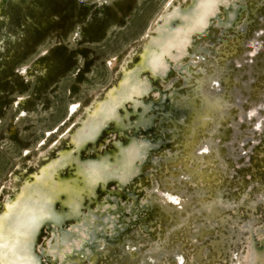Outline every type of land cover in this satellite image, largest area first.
Here are the masks:
<instances>
[{
    "label": "bare ground",
    "instance_id": "obj_1",
    "mask_svg": "<svg viewBox=\"0 0 264 264\" xmlns=\"http://www.w3.org/2000/svg\"><path fill=\"white\" fill-rule=\"evenodd\" d=\"M7 1L0 0V10ZM252 3V6H248L244 0L164 2L140 35L138 45L127 48L115 64L109 84L95 92L83 106L71 104L67 113L72 119L65 129L56 139L39 148L35 157L23 167L16 165L10 172V181L0 185V264H162L171 259L174 260L173 264H184L187 259L182 244L170 249L158 245L154 247L155 254L145 247L152 235H155L154 240H170L158 233L156 227L164 228L169 224L170 232L177 235L182 227L177 217H186L181 214H185L190 201L196 198L201 201L203 210L197 208V211H193H201L206 223L200 227L194 224L193 229L197 230L187 238L192 243L190 247L195 248L191 259L201 264L200 259L206 256L207 249L196 246L197 241L208 234L209 224L222 211L213 205L220 193L215 192V201L207 203L200 195L205 187L200 190L195 188V196H191L190 192L185 195L175 185L186 186L188 181L182 179L183 175L176 178L184 174L192 177V183L211 185L217 180L210 171V164L214 162L212 158L222 160L226 155H231V148L221 146L224 148L221 151V147L213 143L216 139L221 140L224 131L221 126L228 124L230 116H237L239 109L231 107L235 104L236 96L241 101L248 94H241L239 89V86L244 88L245 83L233 84V80L239 79L242 69L239 72L236 67L231 70L228 61L233 58L234 65L240 64L243 50L242 47L238 49V44L242 46L248 43L252 53L261 45L263 26L246 36L248 21L252 18L250 13L255 11L256 15L259 9L264 8V0ZM244 20L246 22L242 25ZM211 25H215L219 33L226 29L229 32L237 31L238 40L232 43L235 44L233 48L225 52L221 62L209 60L212 69L209 71L211 74L207 75L203 64L195 68H192V64H196L194 61L205 62L202 53L205 45L194 44L197 39H203L202 34ZM192 54L198 55L194 61L190 60ZM261 64L262 60L255 63L256 72L261 69ZM250 69L252 64L243 68L246 73ZM193 70L197 71L193 78L201 81L200 77H207L211 82L205 80L195 86L194 91L200 95L196 98L187 95L188 91L176 96L175 78L182 77L180 84L188 85L187 89L193 88L195 79L188 80L189 75H194ZM164 78L165 84L153 87L155 80L162 81ZM250 79H253L252 75ZM256 94L258 98L254 106H264V90ZM254 106L249 107L241 118L248 116L247 122L255 115L251 128L257 134L261 119ZM208 122L209 130L205 128ZM154 123L155 128L151 131ZM235 126L234 123L228 127V136L231 137L228 138L232 141L239 138L235 135ZM105 131L110 134L111 143L103 144L100 141ZM169 141L173 144L172 149L160 155ZM191 142L197 146L191 147ZM181 143L185 145L180 146ZM187 145H190L189 148L179 154L178 151ZM164 155H170V164H161ZM196 160H201L204 166L194 164ZM161 165H164L161 171H166L169 178L174 175L172 169L182 172L175 176V185L170 189L179 190L184 196L181 200L172 197L176 204L172 200L170 202L176 205V210L167 215L163 213L164 223L158 219L154 223L156 218L151 217L149 211L156 201L160 202L164 212L169 211L170 205H165L168 198L156 199V195L165 197L164 190L162 192L156 188L154 183L143 186L139 180L141 173L145 178L151 170ZM219 173L223 175V170ZM111 183L113 187H110ZM162 183L167 184L164 180ZM99 192L103 193L98 196ZM262 198L261 194L257 200ZM195 202L197 205L199 201ZM257 221L258 217L254 219L250 216L238 226L233 220L224 219L222 222L228 226L235 224V228L246 238V250H242L243 261L240 264H264V230L260 231L254 226ZM135 224L138 231L130 236ZM217 225L220 228V224ZM237 230L218 233L212 238L210 254H221L224 247L232 243L229 239L231 234L234 238L242 235ZM236 263L239 261H232V264Z\"/></svg>",
    "mask_w": 264,
    "mask_h": 264
},
{
    "label": "rangeland",
    "instance_id": "obj_2",
    "mask_svg": "<svg viewBox=\"0 0 264 264\" xmlns=\"http://www.w3.org/2000/svg\"><path fill=\"white\" fill-rule=\"evenodd\" d=\"M165 1L8 0L5 3L6 5L1 7L0 185L10 181V172L16 165L23 167L26 162L35 157L39 148L45 147L50 141L56 139L59 133L65 129L72 119L67 113L71 104L79 103L83 106L95 92L109 84L115 64L121 59L127 48L138 45L140 35L160 11ZM254 1L244 0L248 6H252ZM250 15L252 18L248 21L247 37L253 34L255 28L263 26L264 31V8L259 9L256 15L255 11L250 13ZM245 22L246 20H244L242 25ZM217 30L218 28L215 25H211L207 32L202 34L204 36L203 39H197L198 41L194 44L201 45L203 43L205 45L207 52H204L205 50L202 52L205 55V62L194 61V58L198 57L195 54H192L190 59L196 62V64H192V68H195L198 64H203V69L207 70V75L211 74L209 71L212 69V67H209V60L221 62L225 52L233 48L235 44L232 43L238 40L237 31H230V33L226 29L219 33ZM261 41L263 43L260 42L259 49L254 53H252L248 43H243L242 46L238 44V49L240 50L242 47L243 50V54L240 56V64L236 65L238 64L236 63L234 65L232 62L233 58H229L228 61L231 70L236 67L237 72H239L242 69L239 79L233 80V84L239 85V83L243 82L241 84L243 85L245 83L246 89L241 90V94L244 92H248V94L241 100V109L239 108V111L236 112L237 116H230L228 124L221 126L224 127L223 134L220 136L221 140L217 141L216 139V142L213 143L216 147L231 148V155H226L222 160L217 157H215V160L212 158L214 162L210 164V171H213L217 180L212 182L211 185H202L199 182L192 183L191 176L181 174L177 177L176 175L182 172L180 170L176 172L174 169H172L174 175L169 178L166 175L167 172L161 171V169L163 168L162 166L170 164V155H164V159L162 160L161 158V164L164 163V165L151 170L152 172L147 177L143 178L144 174H140L139 184L143 183L142 185L147 187L154 183L156 188H159L162 192L164 190L165 197L156 195V199L168 198L165 205H170L169 211L164 212L163 210L165 209L160 207V202L158 201L154 203L153 208L149 211V215L156 218L154 223L157 219L160 223H164L163 213L168 214L176 210V202L171 199L172 197L181 200L187 192H190L191 196H195L193 193L195 188L200 190V188L205 187L200 195L204 196L203 200L208 203L215 201L213 198L215 192H218L216 194L220 193L219 198L216 199L217 201L211 204L222 210L221 214L219 213L221 218L218 214V217L212 222L213 224H209L208 234L197 241L198 244L196 246H199L200 249H207V257L200 259L201 264H232L233 260H238L239 263L236 264H240V261H243L242 254L246 250V238L241 231L235 228V224L238 226L247 217L252 216L254 219L258 217L259 222L257 221L254 226L260 231L264 230V106L259 107L261 106L260 104L254 106L258 98L256 93L264 90V36ZM260 60H262L261 69L256 72L255 63ZM247 64H252V70L248 71L250 74L243 70ZM192 73L194 75H189L188 80L195 79L192 83L193 88L187 89L188 85H181L182 77L175 78L176 96L179 97L180 94L188 91L187 95L190 94L196 98L200 95L194 91L195 86L201 81L202 83L205 80L211 82L207 77L204 79L200 77L201 81L193 78L197 74L196 70H193ZM250 75H252L253 79H250ZM165 83V78L162 81L155 80L153 87H161ZM212 84L210 83L209 85ZM233 87L235 86L233 85ZM209 90L211 89L209 88ZM252 99L255 102L252 103ZM252 105L255 108H260L258 109V114L261 123L257 134L254 133L255 129L251 128L255 115H253L254 118H249L247 122L241 118ZM234 123L237 125V137L239 138H237L238 140L235 138L232 141V139H229L231 137L228 136V127ZM155 124L152 125L151 131L155 128ZM208 124L210 125V122ZM209 125L205 126L207 130H209ZM105 132L106 134L103 138H100V141L103 144L111 143L110 134L107 131ZM200 134L199 132L198 135ZM207 139L210 140L208 136ZM192 143L191 147L197 146L195 142L193 145ZM183 145L185 144L181 143L180 146ZM166 146L167 150L164 149L160 155L171 150L173 144L169 141ZM189 146L183 147L184 149L179 150L178 153L185 150V148H189ZM223 147L220 148L221 151L224 150ZM158 160L160 161V158ZM199 161L196 160L194 164L204 166L202 161ZM222 166L224 167L222 169L223 175L219 173L222 171L220 170L223 168ZM180 177L188 181H185L186 186L175 185V178L178 179ZM162 180L167 182L165 184L167 185L166 189ZM136 184L138 185V183ZM174 185L180 190L182 189L184 194H181L182 190L181 192H178L179 190L172 191L170 187L172 188ZM110 187H113V183L110 184ZM102 193L99 192L98 196ZM142 193L141 189L140 194ZM261 194L263 198L257 200ZM171 200L175 204H172ZM192 200L187 210H184L185 214H181L186 217H177V219H180L182 226L177 235H173L170 232L169 224L164 228L156 227L159 231L158 233L170 240L166 241L164 238L162 240H154L155 235H152V238L148 241L153 244L147 241L146 245L148 248L144 244L143 247L155 254L156 250L154 247L158 245H161V248L170 249L174 245L182 244L181 247L183 248L185 259L191 262L189 264H198L199 262H194L191 259L195 253V248L190 247L192 243L188 242L190 238L187 237L197 230L193 229L196 225L200 227L206 220L201 217V211L196 213L193 211L195 209L197 211V208L201 209V201L197 198ZM195 201H199L197 205ZM251 203L254 204L251 205ZM189 209L190 211H188ZM224 219L233 220L235 224L228 226L225 223L223 225ZM217 224H220L221 229ZM133 228L129 233L130 236H133L138 231L137 224ZM156 228L154 227V230ZM236 230L239 231V235L240 233L242 235L234 238L233 234H231L232 237H229V239L232 240V243L224 247V253L222 252L219 255L210 254V243L213 242L218 233L234 232ZM182 231H184V234ZM44 232L45 230L43 229L41 232L42 237ZM238 238L240 239L238 240ZM187 260H185L184 264L188 263ZM172 261L174 262L173 259L165 260L162 264H173Z\"/></svg>",
    "mask_w": 264,
    "mask_h": 264
},
{
    "label": "water",
    "instance_id": "obj_3",
    "mask_svg": "<svg viewBox=\"0 0 264 264\" xmlns=\"http://www.w3.org/2000/svg\"><path fill=\"white\" fill-rule=\"evenodd\" d=\"M239 89L240 90H244V89H246V87L245 88H241L240 86H239ZM216 93V92H215ZM238 96H236V100H235V104L233 105V106H231L233 109H239L240 108V100L237 98ZM259 107H263V105H261V106H259ZM257 109V111H258V109H260V108H256ZM253 118H254V116H253ZM246 119H247V117L246 116H243V120H245V122H246ZM240 122H244V121H240ZM259 126L260 125H258V128L256 129V130H258L259 129ZM236 127H237V125L235 126V133H237V129H236ZM235 135H237V134H235Z\"/></svg>",
    "mask_w": 264,
    "mask_h": 264
}]
</instances>
